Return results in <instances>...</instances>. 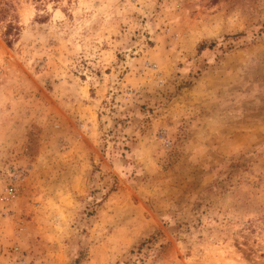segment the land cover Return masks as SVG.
<instances>
[{
  "label": "rangeland",
  "instance_id": "374dc122",
  "mask_svg": "<svg viewBox=\"0 0 264 264\" xmlns=\"http://www.w3.org/2000/svg\"><path fill=\"white\" fill-rule=\"evenodd\" d=\"M0 264H264V0H0Z\"/></svg>",
  "mask_w": 264,
  "mask_h": 264
},
{
  "label": "trees",
  "instance_id": "16d2710c",
  "mask_svg": "<svg viewBox=\"0 0 264 264\" xmlns=\"http://www.w3.org/2000/svg\"><path fill=\"white\" fill-rule=\"evenodd\" d=\"M205 47V44H202L201 46H200V49H202V48H204Z\"/></svg>",
  "mask_w": 264,
  "mask_h": 264
}]
</instances>
